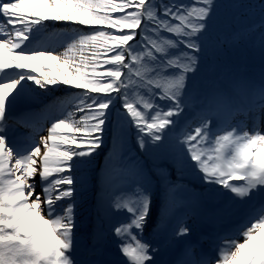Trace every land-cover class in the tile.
Listing matches in <instances>:
<instances>
[{"label": "snow or ice", "instance_id": "1", "mask_svg": "<svg viewBox=\"0 0 264 264\" xmlns=\"http://www.w3.org/2000/svg\"><path fill=\"white\" fill-rule=\"evenodd\" d=\"M217 7L216 0H0V264H157V248L142 236L152 196L138 162L113 163L99 178L109 197L113 260L95 244L88 258L77 256V185L88 182L113 109L114 145L135 128L145 152L197 103L198 123L186 121L179 133L181 153L203 182L220 185L246 211L216 236L215 255L184 239L191 229L183 220L165 222L173 239L184 240L169 264H264V75L218 79L204 95L190 89ZM48 21L73 27L50 32ZM240 35L218 38L216 47ZM58 85L76 91L52 101L57 115L48 134L36 142L43 128L33 126L23 142L10 140L9 107L26 90L40 97Z\"/></svg>", "mask_w": 264, "mask_h": 264}, {"label": "rangeland", "instance_id": "2", "mask_svg": "<svg viewBox=\"0 0 264 264\" xmlns=\"http://www.w3.org/2000/svg\"><path fill=\"white\" fill-rule=\"evenodd\" d=\"M47 23L50 32H61L73 27L63 22L48 21ZM251 41L250 44H247V49H242V42L235 45L236 51L238 50L235 58H231V56L224 53L226 48L232 46L229 43L224 44L221 48H214L205 43L206 49L201 54L200 70L195 76L200 77L202 75V67L206 64L203 56L206 55L210 60V63L206 66L209 67L212 64L218 73L222 74L219 78L220 81L224 82L223 76L229 75L236 68H239V71L244 68V73L227 76L228 80L232 77L240 76L258 82L262 75H264V43L261 41V35L252 38ZM56 50L57 52L63 51V48L57 47ZM253 71L255 73H252ZM215 81L216 79L210 82L215 83ZM29 83L31 88H35V85H31V82ZM208 84L211 85V83ZM35 90L36 92H43L39 88H35ZM68 91L75 92L76 90H67L63 85H58L40 97H34V94L30 90H26L24 97L20 100L21 107L19 109L27 111L32 115L31 117L38 118L39 116H43L44 118L32 121L26 120L27 122H24L23 116L18 110L15 122L11 119L6 122L7 125H10L8 121H12L16 125L25 128V133L13 135L11 133L16 130H11L8 126L6 134L9 136V139L13 140L15 138L16 141L20 142L21 138L27 136L28 131L30 134L32 133L34 126L37 129L43 128L35 136L36 142L37 140L39 142L40 135H46L47 128L50 127L52 119L57 115V108L52 106V101L56 97L66 96ZM200 94L204 95L206 93L200 91ZM200 107L201 105L197 103L195 106L188 108L179 118L177 126L165 133L168 138L164 137L159 147L149 145L148 150L145 152H141L136 143L135 128H126L122 146L118 142L114 145L113 124L116 120V114L113 110L110 121L105 125L102 147L94 155L91 171L88 174V182L83 186L77 185L81 192L76 216V235L79 245L77 256L79 259L88 258L87 249L89 245L93 244L101 251V258L106 260L115 259L116 242L113 234L109 231V215L98 210L100 217L98 215L91 217L89 215V211H92L91 197L93 195L95 197L97 192L100 198L107 199L108 201L109 197L102 191L99 178L105 176L106 171L111 169L113 163H122L131 168L132 161L138 162L142 168L143 183L152 196V207L142 236L145 241L150 242L153 247L157 248L158 251L154 254L157 264H169V261L183 247L184 240L179 238L173 239L170 226L164 227L165 222L171 225L177 220H183L191 229L190 236L184 239L191 241L200 240L204 251L209 255H215L213 252V241L216 236L223 234L239 222L246 211V205L233 203L229 199L231 194L220 185L215 186L213 189V186L216 184L203 182L201 179L202 173H199L193 167L194 162L191 163L181 153V146L178 144L181 128H183L185 122L188 120H193V126H195V123H198L197 117ZM211 115L217 120L223 119L220 112L211 113ZM184 116L185 119L182 121L181 118ZM19 121H23V123ZM121 152L123 153V159H121ZM184 173L187 174L185 178L187 191H181L173 198L167 197L165 186L168 181L172 182V188H176L180 184L179 181H182V177H185ZM187 179L189 184L186 182ZM35 180L37 185H39L38 176ZM36 191H40L39 186H37ZM194 191L196 194H193ZM201 194L206 196L207 201L203 199L198 201ZM96 204L101 206L99 203Z\"/></svg>", "mask_w": 264, "mask_h": 264}, {"label": "trees", "instance_id": "3", "mask_svg": "<svg viewBox=\"0 0 264 264\" xmlns=\"http://www.w3.org/2000/svg\"><path fill=\"white\" fill-rule=\"evenodd\" d=\"M216 3L218 5L216 10V24L214 25L211 38L205 41V43L215 48L216 40L218 38H223L233 32H239L242 34L240 35L239 39L229 43L232 46H229L224 51V53L231 56V58H235L236 53H238V50L236 51L235 49V45L237 43L242 42V49H247V44H250V42H252V38L261 35L262 31H264V14H262L261 11V5L264 4V0H216ZM253 26H255L254 31H247V29L252 28ZM207 57L208 56L206 55L203 56L206 61V64L202 67V75L200 77L194 76L192 78V81L190 82V89L192 85L195 84L198 87L199 92L201 91L204 93H209L214 89L217 84V80L222 76V74L218 73L217 69H215L212 64L209 67L206 66L210 63V60ZM244 72V68H242V70L240 71L239 68H236L235 70L231 71L229 75L223 76L224 83L227 84L228 82L227 76H233L239 73L242 74ZM252 73L255 72L253 71ZM215 79V83L210 82ZM208 83H211V85H209ZM186 111L187 109H185L184 113ZM185 116L181 118L182 121L185 119ZM164 137L168 138L166 134L164 135ZM184 176L185 177H182V181H179L180 184L176 188H172V182L168 181L167 185L165 186V188L167 189V197L173 198L177 196L179 192L184 190L187 191V188L185 187V178L187 177V174L184 173ZM186 182H188V179L186 180ZM195 188L197 189V187ZM193 194H196V192L194 191ZM202 198L206 199V196H204V194H201L200 199L198 201H200ZM91 201L92 211H89V215H91V217H93L94 215H98L100 217L98 210H101L104 213H107V215H109L107 210V199L104 200L100 198V196L96 192V196L94 197L93 195L91 197ZM96 203L101 204V206H98Z\"/></svg>", "mask_w": 264, "mask_h": 264}, {"label": "bare ground", "instance_id": "4", "mask_svg": "<svg viewBox=\"0 0 264 264\" xmlns=\"http://www.w3.org/2000/svg\"><path fill=\"white\" fill-rule=\"evenodd\" d=\"M21 98L20 99H18L17 101H16V103L15 104H13V105H11L10 107H9V109H8V112L6 113V120H14V118L16 117V115L18 114V111L17 110H19L21 113V115L23 116V120H24V122H27V121H32V120H38V119H41V118H44L43 116H39L38 118H34V117H31L32 115L31 114H29L27 111L25 112L24 110H20L19 108L21 107ZM114 110V112H115V109H113ZM24 113V114H23ZM30 116V117H29ZM27 120V121H26ZM14 122H15V120H14ZM14 122H12V121H8V124H10V125H8L9 127H10V129L11 130H16V131H13L11 134H13V135H16V134H24L25 133V128H23V127H20V126H18V125H16ZM14 126V127H13ZM17 126V127H16ZM48 133L46 132V135H47ZM30 135V132L28 131L27 132V136L26 137H28ZM45 135V136H46ZM9 137V136H8ZM25 137V138H26ZM25 138H21V140H19V139H17V140H19L20 142H23L24 141V139ZM13 140H15V138L13 139Z\"/></svg>", "mask_w": 264, "mask_h": 264}, {"label": "water", "instance_id": "5", "mask_svg": "<svg viewBox=\"0 0 264 264\" xmlns=\"http://www.w3.org/2000/svg\"><path fill=\"white\" fill-rule=\"evenodd\" d=\"M37 142H38V140H37Z\"/></svg>", "mask_w": 264, "mask_h": 264}]
</instances>
